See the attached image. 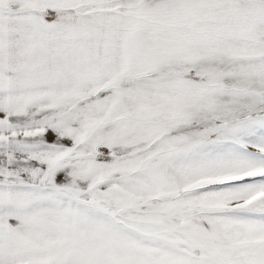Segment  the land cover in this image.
Returning a JSON list of instances; mask_svg holds the SVG:
<instances>
[{
  "label": "snow or ice",
  "instance_id": "snow-or-ice-1",
  "mask_svg": "<svg viewBox=\"0 0 264 264\" xmlns=\"http://www.w3.org/2000/svg\"><path fill=\"white\" fill-rule=\"evenodd\" d=\"M0 264H264V0H0Z\"/></svg>",
  "mask_w": 264,
  "mask_h": 264
}]
</instances>
